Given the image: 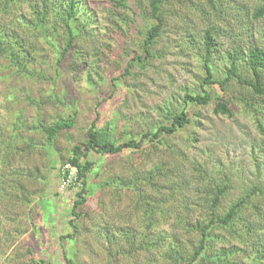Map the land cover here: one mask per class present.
Returning a JSON list of instances; mask_svg holds the SVG:
<instances>
[{
	"label": "rangeland",
	"instance_id": "374dc122",
	"mask_svg": "<svg viewBox=\"0 0 264 264\" xmlns=\"http://www.w3.org/2000/svg\"><path fill=\"white\" fill-rule=\"evenodd\" d=\"M118 1L75 0L74 38L60 60L68 0H15L0 12L27 69L0 55V264H64L63 250L75 264H171L172 249L188 257L198 246L209 194L202 173L228 186L222 211L251 187L264 188V136L252 111L264 121V95L233 78L226 92L231 117L213 113L220 91L208 85L209 103L185 105L189 122L177 133L117 154L90 151L83 203L73 207L78 189L59 193L60 166L85 144L92 124L107 141L137 140L177 112L185 92H201L206 29L214 37L209 63L217 80L233 49L244 53L237 73L253 78L245 53L264 50V16H253L264 0H215L214 8L206 0H171L161 7L164 23L151 56L135 60L144 53L148 0ZM34 12L47 14L44 36ZM68 116L72 127L49 146L41 133L16 129L18 117L31 127ZM12 136L39 145L8 155ZM236 229L217 231L209 254L228 251L220 264H264V227L247 245Z\"/></svg>",
	"mask_w": 264,
	"mask_h": 264
},
{
	"label": "trees",
	"instance_id": "16d2710c",
	"mask_svg": "<svg viewBox=\"0 0 264 264\" xmlns=\"http://www.w3.org/2000/svg\"><path fill=\"white\" fill-rule=\"evenodd\" d=\"M169 1L171 0H148L149 17H146V28L144 32V39L142 41V49L144 53L134 56L133 59L145 61L151 56L150 48L155 42V39L159 37L164 23L161 7L165 2ZM14 2L15 0H0V12H6L8 10L7 7ZM114 2L120 5L118 0H114ZM206 2L212 8L215 7V0H206ZM43 3L46 5L47 0H43ZM45 7L46 6H44V8ZM34 14V27L38 28L41 35L44 36L46 28L43 25V21L45 20L47 14L46 12H43L41 15L37 14V12H34ZM74 16L75 0H68L65 6L63 19V25L67 34V41L66 45L59 53V60L70 48L71 42L74 38V29L71 25V19H73ZM253 16L255 18L263 17L264 5L263 7L256 8L253 12ZM203 45L205 53L202 61L204 76L201 82V92H185L183 95L184 105L177 112L170 113L167 116L166 122L153 127L150 131L143 132L137 140L128 139L119 143L107 141L99 136L92 124L87 130L85 144L75 145L72 148V155L67 161L78 167V176L82 178V187L77 191V198L75 199L73 206L74 208L85 201V197L83 195L85 193L86 175L93 165V162L87 158V154L90 151L105 154H117L125 148L139 149L142 147L145 140L157 143L160 142L163 135H173L177 133L189 122V113L186 110L185 105L195 103L197 105L204 106L209 103L210 96L206 90V86L208 85H216L220 91L217 92L214 97L215 103L212 109L213 113L225 115L227 117H231L233 115V111L230 107V98L226 94L227 87L231 79L234 78L237 83L249 87L253 95L256 97L264 95V50L257 46H252L245 53V63L247 68L252 73L253 78H242L237 73L236 61L238 60L239 55H242L243 52L238 49H233L230 55L231 63L230 66L226 68L225 76L221 80H217L213 77V72L209 63L211 53L214 50V37L212 36L210 29H206L204 31ZM21 48L22 46L18 42L16 35L6 30L4 24H0V55L9 58L12 65L18 66L19 70L26 72L27 69L25 68V64L18 54V51H20ZM128 67L129 64H127L125 68V73H127ZM261 100L264 103V98ZM33 103H35V101H33ZM248 105L252 107L250 103H248ZM252 111L256 116V127L262 136H264V121L258 117V111L255 108H252ZM72 124L73 118L72 116H68L66 119H58L49 125L35 123L31 127H26L18 117L16 121V129H25L41 133L45 136V142L49 146L53 143V140L59 131L72 127ZM18 141L22 142V146L17 147L16 144ZM38 145L39 143L32 142L20 136H12L7 145V154L11 155L16 153L20 155L29 148H36ZM202 174L207 181L206 187H208L207 189L209 194H207V199L204 200L203 207L206 213L204 221L196 226L199 232L198 246L188 257L172 249L169 252L171 264H201L205 260L212 261L213 264H220V262L226 261V257L229 255L228 251L219 252L217 254H209L214 240L217 238V231L222 230L227 232V234H230V232L234 233V231H237L236 228L239 226L244 231V233L240 234L244 237L241 240V243H243V245H247L249 240L255 237L259 231H261L262 227H264V188H257L255 186L251 187L244 194V196L231 203L225 211H222L221 202L228 186L225 183L217 184L213 182L206 173ZM254 218L258 219L255 220L258 224L254 225ZM70 224L73 226V219L70 220ZM62 259L64 264H75V262L66 255L64 250L62 251ZM40 262L41 264H45L46 261L41 259Z\"/></svg>",
	"mask_w": 264,
	"mask_h": 264
},
{
	"label": "built area",
	"instance_id": "2783aa9c",
	"mask_svg": "<svg viewBox=\"0 0 264 264\" xmlns=\"http://www.w3.org/2000/svg\"><path fill=\"white\" fill-rule=\"evenodd\" d=\"M82 178L78 176V167L68 161L64 162L59 169L58 191L63 193L68 189H80Z\"/></svg>",
	"mask_w": 264,
	"mask_h": 264
}]
</instances>
